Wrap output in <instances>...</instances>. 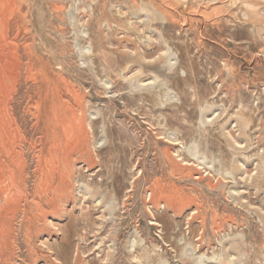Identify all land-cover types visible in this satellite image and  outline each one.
<instances>
[{"label":"rangeland","instance_id":"obj_1","mask_svg":"<svg viewBox=\"0 0 264 264\" xmlns=\"http://www.w3.org/2000/svg\"><path fill=\"white\" fill-rule=\"evenodd\" d=\"M0 264H264V0H0Z\"/></svg>","mask_w":264,"mask_h":264},{"label":"bare ground","instance_id":"obj_2","mask_svg":"<svg viewBox=\"0 0 264 264\" xmlns=\"http://www.w3.org/2000/svg\"><path fill=\"white\" fill-rule=\"evenodd\" d=\"M4 126H5L4 128L6 129L9 125L5 122V123H4ZM66 135H67V134H66Z\"/></svg>","mask_w":264,"mask_h":264}]
</instances>
